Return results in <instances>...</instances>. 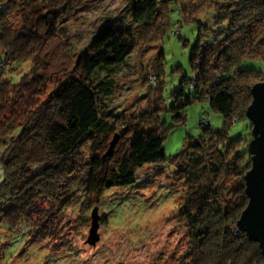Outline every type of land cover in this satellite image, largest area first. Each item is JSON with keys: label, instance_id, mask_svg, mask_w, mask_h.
I'll list each match as a JSON object with an SVG mask.
<instances>
[{"label": "trees", "instance_id": "trees-1", "mask_svg": "<svg viewBox=\"0 0 264 264\" xmlns=\"http://www.w3.org/2000/svg\"><path fill=\"white\" fill-rule=\"evenodd\" d=\"M53 1L0 0V216L5 226L21 232L26 246L28 236L42 241L69 206L134 185L147 164L167 163L185 182L179 210L189 245L180 264H264L259 245L237 224L249 200L244 177L251 167L250 121L247 133L230 135L235 118L247 119L252 86L264 81V71L241 68L245 59L263 60L264 0H127L130 20L108 22L101 33H111L119 46L135 48L155 35L163 41L172 30V5L183 22L201 26L190 55L192 76H183L172 91L173 102L164 98L162 51L159 78L145 89L152 93L149 109L131 113L111 104L119 65L113 47L92 44L77 59L64 49L60 57L73 8L71 1L48 8ZM210 10L216 12L217 39L208 43L201 17ZM97 55L106 62L90 69L86 59ZM52 81L56 86L47 95ZM204 100L222 115L223 126L213 128L203 118L198 138L189 136L175 156L162 154L168 133L186 122L185 107ZM166 113L171 124L162 117ZM116 134L121 150L109 156ZM41 200L49 201L47 208Z\"/></svg>", "mask_w": 264, "mask_h": 264}, {"label": "rangeland", "instance_id": "rangeland-1", "mask_svg": "<svg viewBox=\"0 0 264 264\" xmlns=\"http://www.w3.org/2000/svg\"><path fill=\"white\" fill-rule=\"evenodd\" d=\"M70 1L73 9L66 21L68 36L64 38L66 44L60 57H64V49L77 59L92 44L113 47L119 65L115 75L117 88L111 104L116 111L131 113L149 109L152 93L145 89L157 80V59L163 51L164 98L171 104L172 91L179 87L183 76H192L190 55L199 39V23L183 22L177 7L172 5V30L164 40L155 35L156 40L144 38L135 48H129L119 46L111 33L101 36L108 22L130 20L127 0H55L48 2L47 7L62 8ZM204 13L201 21L208 29L204 28L201 33L205 32L204 41L209 43L217 39L212 30L216 12ZM19 20V17H13L15 28L20 26ZM178 29L180 34L176 33ZM104 62V56L100 55L86 59L90 69ZM241 68L264 71V61L245 59ZM56 83L47 82V95ZM184 111L186 122L166 137L164 149L168 157L179 154L189 136L198 138L202 134L201 122L206 124V120L201 119H208L213 128L223 126L222 115L212 109L208 100L194 102ZM162 117L171 124L170 113L162 114ZM236 120L230 135L247 133L249 120L235 118L234 122ZM118 143L119 140L113 147L112 156L120 153ZM83 151L88 152L89 147L84 146ZM166 164H147L138 170L134 185L107 190L98 201L89 197L84 205L76 202L75 206H69L55 220V230H51L50 236L39 242L28 236L27 246L26 237L5 226L0 216V264H180L189 245L186 220L179 210L185 202V182L177 176L172 165ZM3 178L4 167L0 162V182ZM39 205L47 208L49 201L41 200ZM95 207L101 216L100 240L91 245L88 237Z\"/></svg>", "mask_w": 264, "mask_h": 264}, {"label": "water", "instance_id": "water-1", "mask_svg": "<svg viewBox=\"0 0 264 264\" xmlns=\"http://www.w3.org/2000/svg\"><path fill=\"white\" fill-rule=\"evenodd\" d=\"M251 96L252 102L246 111V117L252 125L251 139L248 143L251 167L244 177L245 192L249 200L237 224L249 240L259 245L264 256V81L252 86ZM118 138L116 134L108 155L112 154ZM164 153L163 150L162 154ZM91 217L88 243L95 245L100 240L101 216L98 207L93 208Z\"/></svg>", "mask_w": 264, "mask_h": 264}]
</instances>
